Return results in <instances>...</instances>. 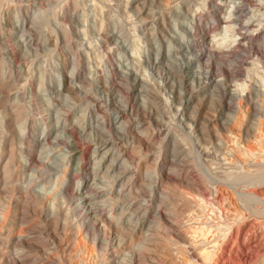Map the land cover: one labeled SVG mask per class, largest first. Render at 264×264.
Listing matches in <instances>:
<instances>
[{"label":"rangeland","instance_id":"rangeland-1","mask_svg":"<svg viewBox=\"0 0 264 264\" xmlns=\"http://www.w3.org/2000/svg\"><path fill=\"white\" fill-rule=\"evenodd\" d=\"M263 31L262 0H0V264H264Z\"/></svg>","mask_w":264,"mask_h":264},{"label":"bare ground","instance_id":"bare-ground-1","mask_svg":"<svg viewBox=\"0 0 264 264\" xmlns=\"http://www.w3.org/2000/svg\"><path fill=\"white\" fill-rule=\"evenodd\" d=\"M239 1V0H238ZM245 1V0H244ZM255 1V0H254ZM262 1H264V0H262ZM205 3V2H204ZM238 3V2H237ZM241 3V2H240ZM240 3H238V5H240ZM251 3V2H250ZM182 4V3H181ZM241 4H243L244 5V3H241ZM246 4H247V2H246ZM245 4V5H246ZM253 4V3H252ZM216 5V4H215ZM232 5H234V4H232ZM243 5H240V6H243ZM244 5V6H245ZM246 7H248V6H246ZM255 7V6H254ZM253 7V8H254ZM218 8V7H217ZM241 8H243V7H241ZM240 9V8H239ZM250 9V8H249ZM177 10V9H176ZM237 11H238V9H237ZM234 12V11H233ZM239 12V11H238ZM241 12H243V11H241ZM246 12H249L248 10L246 11ZM178 13V12H177ZM176 12L173 14L174 16H173V23L172 24H174V25H177L178 24V22H179V19L180 18H178V14H177ZM244 13V12H243ZM230 15H231V13H230ZM245 15V14H244ZM246 15H247V13H246ZM232 16V15H231ZM240 16L242 17V15L240 14ZM239 16V17H240ZM41 17V16H40ZM182 17V16H181ZM231 18V17H230ZM244 18V20H245V17H243ZM232 19V18H231ZM234 19H236V18H234ZM229 20V19H228ZM243 20V19H242ZM233 21V20H232ZM231 22V21H230ZM235 22V21H234ZM237 23V22H236ZM250 23V22H249ZM228 25V24H227ZM179 26V25H178ZM258 26V25H257ZM237 27V26H236ZM229 28V27H228ZM234 28V27H233ZM246 28V27H245ZM252 28V27H251ZM256 28H258V27H256ZM191 29V28H190ZM230 29H232V28H230ZM236 29V28H235ZM255 29V28H254ZM234 30V29H233ZM237 30H239V29H237ZM244 30H246V29H244ZM249 30V29H248ZM254 31V30H253ZM229 32H231V31H229ZM224 33V32H223ZM232 33V32H231ZM241 32H239V34H240ZM243 34V33H242ZM180 38V37H179ZM231 38V37H230ZM233 39V38H232ZM231 39V40H232ZM241 41L242 40H246L247 42H255V41H259V42H262L263 40H264V31H263V33H260V34H257L256 33V35H254V36H252V35H248V36H246V38L244 37V36H242L241 38ZM239 39V40H240ZM178 40V39H177ZM180 40V39H179ZM178 40V41H179ZM230 40V39H229ZM230 42V41H229ZM234 42H236V41H233V43ZM233 43H231V44H233ZM256 43V42H255ZM237 44V43H236ZM249 44V43H248ZM219 45V44H218ZM235 45V44H234ZM252 45V44H251ZM250 45V46H251ZM254 45V44H253ZM233 46V45H232ZM259 46V45H258ZM248 47V46H247ZM246 47V48H247ZM262 47H263V45H262ZM229 48V47H228ZM236 48V47H235ZM264 48V47H263ZM243 49H245V48H243ZM251 49V48H250ZM257 49V48H256ZM255 49V50H256ZM230 50V49H229ZM228 50V51H229ZM257 52V51H256ZM246 53V52H245ZM207 54V53H206ZM254 54V53H253ZM252 54V55H253ZM259 55V54H258ZM261 55V54H260ZM264 56V55H263ZM249 57V56H248ZM260 57V56H259ZM249 59V58H248ZM251 59V58H250ZM156 61V60H155ZM44 82V81H43ZM40 84H42V81L40 82ZM45 85V84H44ZM44 85L42 84V85H40V88H39V94H40V96H41V99H42V101H43V104H44V106H45V110L47 111V113L48 114H50L51 112H52V109H51V104L49 103V99L48 100H44L43 98H44V96H45V94H46V90H47V88L46 87H44ZM39 86V85H38ZM65 90L64 91H66V92H68L70 89L68 88V87H66V88H64ZM71 91V90H70ZM45 98H47V97H45ZM40 99V100H41ZM188 99V98H187ZM43 106V107H44ZM53 106V105H52ZM54 113V112H53ZM55 114H56V112H55ZM52 116V115H51ZM54 117V116H53ZM55 118V122L54 123H52V126H53V128L54 129H56L55 131H59L57 134H56V139H57V137H61L65 142H67V144L69 145L70 144V146H68V145H66V147L68 146L69 148V150H70V153H72L71 155L72 156H74V158H75V160L77 161V164L79 165V164H82L83 166L82 167H86L87 165H86V161H84V160H81V162L79 161V159L81 158L80 157V150H78V147H77V145H76V141H74V139L72 138V134L71 133H69L70 132V129H71V126L69 127V125L67 124V123H60L59 122V120H57V118H56V116L54 117ZM2 123V122H1ZM1 123H0V125H1ZM76 126H77V128H79L80 129V131H83V126L84 125H82V123L80 122V120H77L75 123H74ZM98 126H99V124H97ZM72 132V131H71ZM81 134V133H80ZM72 135V136H71ZM47 136H48V134H47ZM55 138V137H54ZM66 139V140H65ZM61 142V141H60ZM62 144V143H61ZM65 144V143H64ZM49 145V144H48ZM108 150V149H107ZM40 151H42V150H40ZM108 152V151H107ZM69 153V154H70ZM47 154H48V152H44V150L42 151V152H40L39 153V158L40 159H42V160H44V159H46L47 158ZM108 155H109V153L106 155V156H104V157H101L102 159H107L108 158ZM70 156V155H69ZM236 156V155H235ZM112 157V156H111ZM110 158V157H109ZM113 159V158H112ZM69 160V159H68ZM100 160L101 159H99L98 160V162H97V164H95V163H93L92 164V167H91V169L95 172H93L92 173V180L93 181H97L99 178H100V180L102 179L101 177H102V175L98 178V174H97V172H99V169H100V165H101V163H100ZM103 160V161H104ZM110 161H111V159H110ZM109 160H108V162H110ZM119 161V160H118ZM42 162V161H41ZM121 163V162H120ZM55 164V163H54ZM50 165V164H49ZM116 165H118L119 166V162H118V164H117V160H112L106 167H105V169H104V173H106L105 175H108V173H111V172H113V170L115 169V167H116ZM48 166V165H47ZM55 166H57V161H56V164H55ZM105 166V165H104ZM58 167V166H57ZM122 167V166H121ZM54 168V167H53ZM121 169V168H120ZM56 170V169H55ZM123 172V171H122ZM103 173V174H104ZM117 173V172H116ZM105 175H103V176H105ZM116 178V177H115ZM107 179V178H106ZM100 183V182H99ZM102 183V182H101ZM94 184V183H93ZM117 184H119V181H116V183H115V185H117ZM47 185V184H46ZM111 185H112V183H111ZM97 186V185H96ZM106 186V185H105ZM126 187V186H125ZM99 189H102V186H100L99 185V187H98ZM92 189V188H91ZM120 189V188H119ZM123 189V188H122ZM39 190V189H38ZM90 192V191H89ZM92 193V192H91ZM103 193H107V191H105V190H99V191H95L91 196H88V195H81V196H78V197H76V200H75V202H74V205H75V207H76V209L77 208H79V209H81V210H84V212H83V215H86V216H88V215H90V214H93L94 213V209H96V206H97V204L99 203H97V204H95V203H93L92 202V200L93 201H95L94 199H96V198H99ZM105 195V194H104ZM260 196V195H259ZM123 198H125V197H122V199ZM256 200L255 201H257V200H260V198L259 197H257V198H255ZM109 200V199H108ZM262 200V199H261ZM123 201V200H122ZM262 202V201H261ZM96 205V206H95ZM95 207V208H94ZM133 208V207H132ZM78 209V210H79ZM103 210V209H102ZM131 210H129V217L131 216V215H133V214H135V211L134 210H132L131 212H130ZM127 212H128V210H127ZM94 215V214H93ZM127 216V215H126ZM92 217V216H91ZM240 218V217H239ZM238 218V219H239ZM127 220H129V218L127 219ZM131 221V220H130ZM132 222V221H131ZM130 223V222H129ZM131 225V224H130ZM129 225V226H130ZM203 254V253H202Z\"/></svg>","mask_w":264,"mask_h":264}]
</instances>
